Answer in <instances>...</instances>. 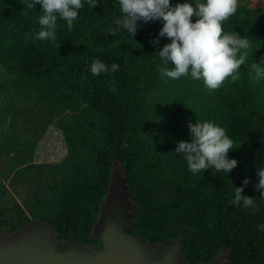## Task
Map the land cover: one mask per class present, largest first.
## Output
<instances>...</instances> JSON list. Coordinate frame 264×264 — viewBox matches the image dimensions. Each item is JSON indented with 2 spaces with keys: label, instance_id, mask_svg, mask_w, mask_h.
I'll list each match as a JSON object with an SVG mask.
<instances>
[{
  "label": "trees",
  "instance_id": "1",
  "mask_svg": "<svg viewBox=\"0 0 264 264\" xmlns=\"http://www.w3.org/2000/svg\"><path fill=\"white\" fill-rule=\"evenodd\" d=\"M29 2L0 0V66L18 75L25 100L44 109L46 122L64 132L68 151L57 163L27 159L10 167L12 185L28 192L22 203L0 205V231L11 233L32 219L42 220L56 228L60 241L74 238L99 246L93 226L116 159L134 203L132 233L154 243L181 237L189 264L206 262L222 249L225 264H264V230L258 229L264 225V197L254 188L255 170L264 166V78L256 82L251 69L264 56V0L237 3L235 14L222 22L224 34L252 43L239 78L230 76L217 89L193 80L191 69L178 79L162 77L158 68L164 65L156 53L171 42L158 37L162 19L137 21L132 37L127 30L111 35L114 16L122 15L119 0H97L96 7L85 3L78 10L72 30L58 18L56 40L40 41L36 33L43 10L39 3L27 8ZM185 2L196 0H169V6ZM94 59L119 68L93 75ZM168 67L174 64L169 61ZM148 80L153 85L145 91ZM197 120L214 122L234 141L227 157L238 164L228 174H213L210 168L193 175L183 154L175 152L178 141L190 142L188 123ZM245 178L250 183L242 195L254 196L256 209L229 204ZM159 185L176 194L167 208L158 206L162 211L195 208L193 234L166 230L161 216L146 212L150 187Z\"/></svg>",
  "mask_w": 264,
  "mask_h": 264
},
{
  "label": "clouds",
  "instance_id": "2",
  "mask_svg": "<svg viewBox=\"0 0 264 264\" xmlns=\"http://www.w3.org/2000/svg\"><path fill=\"white\" fill-rule=\"evenodd\" d=\"M39 3L43 15L38 17L40 31L36 33V39L54 42L57 37L58 18L67 22L69 30L73 28V21L78 17L85 3L90 9L97 6V0H30L27 8L33 9ZM121 6L120 16H114L113 26L108 29L109 34L116 35L122 30H127L129 37L136 34L138 24L148 23L162 19L163 26L158 37L170 38V43L163 46L156 53L164 65L158 68L162 77L178 79L189 74L193 80L203 79L208 89H217L228 77L235 81L239 78L237 70L245 64L252 41L236 33L224 34L222 22L235 14L237 0H196L194 3L177 4L169 6V0H119ZM198 17L192 22L193 17ZM155 38L151 43L156 46L159 39ZM60 44L57 45V48ZM244 50V51H241ZM238 52L239 57H237ZM169 61L174 68L168 67ZM264 56L259 62H252L251 69L254 72L253 79L259 82L264 78ZM119 65L111 64L109 68L99 59L91 63V73L99 75L108 71L115 72ZM115 92V88H113ZM191 140L178 141L175 147L177 154H183L189 171L193 175L200 174L203 170L213 169V174L224 171L228 174L238 162L229 159L227 154L232 150L234 141L226 135L225 129L212 121L195 124L188 123ZM257 183L254 185L262 197H264V166L256 168ZM249 179L245 178L241 187L234 190V198L229 201L232 206H243L256 209L254 196H243L242 192L249 185ZM264 230V225L258 226Z\"/></svg>",
  "mask_w": 264,
  "mask_h": 264
},
{
  "label": "water",
  "instance_id": "3",
  "mask_svg": "<svg viewBox=\"0 0 264 264\" xmlns=\"http://www.w3.org/2000/svg\"><path fill=\"white\" fill-rule=\"evenodd\" d=\"M134 218L123 165L115 159L107 194L93 226L99 246L74 238L60 241L55 227L32 219L14 232H0V264H189L182 256L181 237L160 243L149 241L130 231ZM226 255L222 249L200 264H225Z\"/></svg>",
  "mask_w": 264,
  "mask_h": 264
},
{
  "label": "rangeland",
  "instance_id": "4",
  "mask_svg": "<svg viewBox=\"0 0 264 264\" xmlns=\"http://www.w3.org/2000/svg\"><path fill=\"white\" fill-rule=\"evenodd\" d=\"M237 3L251 6L253 0H237ZM17 79V74L9 73L0 66V160H3L0 168L1 206H11L16 201L22 203L27 196L28 188L15 187L11 183L12 165L27 159L35 163H57L64 159L68 151L64 132L53 123L46 122L44 109L40 110L32 101L25 100L17 86ZM152 85L153 82L148 80L144 85L145 91H149ZM31 107L33 111L28 110ZM77 113L74 111L75 115ZM175 196L166 185L151 186L146 212L161 216L166 230H182L186 235H191L195 232V208L166 213L158 207L162 205L167 208Z\"/></svg>",
  "mask_w": 264,
  "mask_h": 264
},
{
  "label": "flooded vegetation",
  "instance_id": "5",
  "mask_svg": "<svg viewBox=\"0 0 264 264\" xmlns=\"http://www.w3.org/2000/svg\"><path fill=\"white\" fill-rule=\"evenodd\" d=\"M1 168V167H0ZM0 232H2V231H0ZM3 233H5V232H3Z\"/></svg>",
  "mask_w": 264,
  "mask_h": 264
}]
</instances>
